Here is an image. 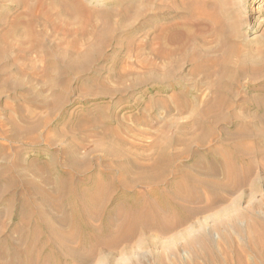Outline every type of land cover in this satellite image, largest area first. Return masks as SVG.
I'll use <instances>...</instances> for the list:
<instances>
[{
	"label": "rangeland",
	"instance_id": "obj_1",
	"mask_svg": "<svg viewBox=\"0 0 264 264\" xmlns=\"http://www.w3.org/2000/svg\"><path fill=\"white\" fill-rule=\"evenodd\" d=\"M16 1L20 0H0V243L10 240L19 245L15 254L8 251L0 255V264L4 261L15 264H264V251L250 250L246 238L239 235L240 228L247 229L249 223L254 224L253 229H264V132L263 136L244 139V147L251 152L245 160L232 159V167H224V172L229 170L241 182L229 193L206 190L200 181L224 182L226 178L219 173L215 177L209 175L207 158L193 162L190 151L216 150L220 160L228 161L224 159L225 143L232 141L220 140V135L211 136L198 123L214 96L216 76L205 78L202 72L192 74L189 61L180 53L173 56L178 65H167L168 61L155 59L152 54L162 31L172 26L181 25L194 32L199 24L211 25L210 16L222 17L227 25L233 24L237 42L254 50L249 60L253 75L237 77L232 87L227 84L239 94L235 97L234 109L219 117L217 129L228 119L243 123L244 127L250 125L247 114L254 113V107L241 108L238 103L242 96L258 94L248 90V86L264 82V0H81L90 12L95 32H101L104 38L110 35L114 41L112 48L103 52L106 59L93 64L97 68L96 77L91 79L86 75L69 86L64 84L65 76L59 67L51 70L34 54V32L31 36L26 33L29 13L27 6H23L34 0ZM189 11L195 14L190 20L193 14H188ZM46 35H50L48 42L56 46H64L68 40L53 33L55 40L49 30ZM88 36L78 37L82 38L78 40L82 50L93 40ZM208 40L213 44L216 41L211 36ZM43 52L42 48L38 51L42 55ZM89 58H84L88 59L86 62L79 60L76 66L86 65ZM151 61L156 65L152 71L147 65ZM168 72L169 77L157 80ZM175 81H180V86L187 87L188 91L179 95V89L171 88V82ZM114 130L121 142L113 141L118 139ZM226 130H232V126L227 125ZM179 131L186 144H176L171 151H179L184 156L164 171L154 168L141 175L151 182L166 180L163 187L191 194L192 201L186 202L193 209L189 218L179 220L168 205L157 203L152 196L151 201L147 199L143 203L142 209L157 206L160 221L168 222L169 229H162L159 224L146 225L142 222L143 214H134L136 210L125 205L114 215L115 227L110 234L104 229V219L98 217L92 221L94 230L77 227L75 239L63 243V256L55 254L51 246L42 245L47 233L45 228L36 225L34 206L53 219L54 228L64 232L70 228L62 223L67 212L53 208L52 204L44 205L39 191L55 197L56 202H52L61 205L62 181L66 174H76L87 178L80 181L81 187L92 192V179L106 180L104 171L111 167V172L117 173L122 163L106 156L110 148L138 157L141 164L152 167L156 153ZM107 141L111 144H106ZM71 143L77 146L72 162L65 155ZM246 166L250 167L247 175L243 173ZM190 176L200 181L193 183ZM190 184L197 190L186 191ZM153 185L136 184L134 189L144 192ZM117 193L105 214L112 211L114 203H126V198ZM236 214L239 217L234 221ZM254 217H259L261 223H256ZM124 220L134 223L130 239L120 234ZM199 233H206L215 243L212 253L208 254L205 246L196 240L189 243V238ZM90 234L93 240L79 245V239ZM225 235L230 238L228 242ZM29 245L31 255L25 253ZM26 256L31 261H26Z\"/></svg>",
	"mask_w": 264,
	"mask_h": 264
},
{
	"label": "bare ground",
	"instance_id": "obj_2",
	"mask_svg": "<svg viewBox=\"0 0 264 264\" xmlns=\"http://www.w3.org/2000/svg\"><path fill=\"white\" fill-rule=\"evenodd\" d=\"M16 2L20 3L21 0ZM65 3L62 2V0H34L32 3H24V5H22L27 6L26 11L29 13V21L26 25V33L28 36H31L34 32V54H37L39 56L38 58H40V61L43 62L46 67L51 68V70L54 67H59L65 76L64 84L69 86L73 82L80 80L86 75L91 79L96 77L95 73L97 68H95L93 64L106 59V55L104 56L103 52L108 47H111L112 41L114 40H112L110 35L104 38L101 35V32H95L96 27L93 25L90 12L86 9L84 3L81 0H68V2L66 4ZM188 14H193L189 16V20L195 15L192 12ZM210 17H212L211 25H208L207 27L199 24L196 29H194V32L189 31L181 25L172 26L169 29L163 30L158 37V45L152 49V54L154 55L153 57L155 59H164L168 61L167 65L168 63L174 65L176 64V60L173 56L177 53H180L189 61L187 62L190 65L189 69L192 74L202 72L205 78H210L212 75L216 76L214 96L210 100V103L203 109L201 114L202 117L198 123L199 127L204 132L209 133L211 136L220 135V140L223 139L226 141L232 139V141L225 143V146H227V153L224 154V159H228V161L220 160L218 156L220 155L219 152L212 149L203 150L201 153L199 151H190L191 153L189 156L193 162L199 161L201 158H207L209 162V165L206 167L207 173L214 177L218 173L223 174L226 179L224 182H220L215 178V180H207L206 182L200 181L199 179H196L192 176H190V179L193 180V183L196 181L202 182L206 190L219 189L224 191V193H229L234 188L235 184L241 182V179L233 178V175H231L229 170L224 172V167L226 165L228 167H232V159L243 161L246 159L247 155L251 153L248 147H244V139L249 138L252 135L263 136L264 82L254 83L251 84V86H248V90L251 89L257 91L258 94L254 96H242L239 100L240 102L238 103V106L241 108L243 106L254 107L255 112L252 114H247L250 119L248 122H250V125L253 127L250 125H245L244 127L243 123L230 121L226 115L225 119L228 120H225L224 124L218 130V121L219 117L222 116V113L234 109L233 104L235 102V97L239 93L237 94V91L233 90L231 87L237 82V77H241L243 75H253L252 69L249 65V60L253 57L254 50L250 47L248 48L243 46L242 44L240 45V43L237 42L236 37L238 34L233 31V24L227 25V22L225 23V20L223 19V21L221 19L222 17L220 18L219 16ZM195 19L196 18H194V20ZM207 19L208 18L205 20ZM16 21L18 20H15L14 22ZM200 22L203 21L200 20ZM15 25L17 26V23ZM87 25L90 27L87 28ZM48 30L52 32V36L53 33H57L63 35V38L67 37V43L64 46H56L58 44L52 45L49 43L48 37L50 35L48 37L46 35ZM54 35L56 36V34ZM88 35L91 36L93 40L89 43L87 48L82 50L79 45V42L81 41L78 42V40H82V38L78 39V37H84ZM208 36H211L214 40H216L214 44L210 43ZM52 38H54V36ZM52 38L50 37V39ZM40 47L44 49L43 55L38 53L39 49L41 50ZM213 51L220 53L216 56H212L210 53ZM88 56H90V58L88 61L89 63H86L87 66L84 64V66L82 65L77 67L79 64L76 66L79 60H84V58ZM147 65L151 71L156 68V65L153 61L149 62ZM167 76H170L169 72L166 73V75L164 74L163 77H157V80H164L167 78ZM227 84H229L231 87H228ZM171 88L179 89V95L185 94L188 91L187 87L180 86V81L171 82ZM88 115V113L84 114L85 117ZM227 125L232 126V130H226ZM246 130H248L250 133L245 132ZM217 131L220 134H216ZM255 131L256 133L254 134ZM114 133L118 139H113V141L121 142V138L119 137L118 133L115 132V130ZM106 144L110 145L111 142L107 141ZM176 144H186V139L180 131L176 133L175 137L167 139L163 148H161L156 153L152 167L141 164L138 157L127 156L120 149H108L106 156H108L110 159L122 162L117 167V173L111 172L113 170L111 167H109L104 171V174L107 176L106 180L102 181L95 178L92 179V192H89L88 190L81 187L82 182L87 179L86 177H78L76 174H66L65 179L62 181V195H59L61 196L60 200L63 201V204L61 205L52 202V200L56 202L55 197L50 198L48 195H46V193L39 191L41 193L42 202L44 205L52 204L51 206L53 208L67 212L65 217L62 218V223L67 224L70 228V231L68 232L54 228L51 225L53 224V219L51 220L47 218L42 210L34 206V215L37 222L36 225L38 224L45 228L47 233L42 239V245L46 247L51 246L55 254L63 256V249H65L63 248V243L72 242L75 239L77 235V227L83 226L90 231L94 230L95 227L93 226L92 221L98 217H102L104 219V229L108 234H110L115 227L113 224L114 215L119 213L121 208L124 209V207H126L125 205H127L126 208L128 209L134 208L136 210L133 212L134 214H143L144 220H142V222L146 225L154 226L159 224L160 228L169 229L170 224L168 222L160 221L161 214L158 211L157 206L154 209H142L143 203L152 196L157 199V203L166 206L168 205L167 207L170 211L178 214L179 220H185L189 218L193 214V209L189 208L186 202L189 203L192 201L191 194H180V191L177 189L170 190L166 187H163L167 181L163 179L156 180L162 175V173L153 179L156 180L155 182H151V179H147L146 176L141 175L154 168L156 171H160L161 169L164 171L167 167L172 165L174 160L184 156L183 154L178 153L179 151H171V148ZM76 147L77 146L75 143H71L69 150L65 152V155L67 156V159L70 160V162H72L74 159ZM243 169V173L247 175L250 167L246 166ZM138 170L140 175H138ZM136 184L154 185L151 186L147 191L138 192L134 189ZM185 190L196 191L197 187L194 184H190ZM117 192H119L120 197L126 198V203H114L112 211L105 214L109 206L117 198ZM238 217L239 214H236L233 220L237 221ZM26 220L27 219L25 218L24 221ZM49 220H51L52 223H50L51 221L49 222ZM254 220L256 223H261L262 221L259 217H254ZM251 225L254 224L249 223L247 229H241L239 227V235H242L246 238L247 247L250 248V250L256 253L259 252V250L264 251V229L258 227L253 229ZM120 228L121 237L130 239L133 234V221L128 222L124 220L121 223ZM22 235H24V233ZM92 235H85L79 239V245L85 244L89 240H93L94 237H92ZM224 239L226 242L230 240L228 235H225ZM26 240L27 239H25V241ZM194 240H196V242L202 243L205 246V251L208 254L213 252V246L215 247V243L207 237L206 233H199L197 236L189 238V243L194 242ZM18 245V243H14L10 240L5 241V244L2 243V245L0 243V255H4L8 251L15 254L16 251H18ZM70 246L72 245H69V247ZM30 247L32 246H27L25 250L26 254L30 253L32 250ZM73 251L74 250H71V252ZM238 251H240V249ZM38 252L40 251L38 250ZM25 260H30V258L26 256ZM4 262V264H15L12 261Z\"/></svg>",
	"mask_w": 264,
	"mask_h": 264
}]
</instances>
